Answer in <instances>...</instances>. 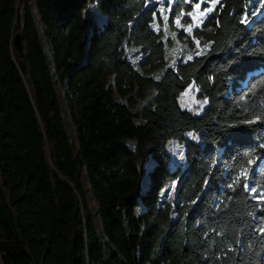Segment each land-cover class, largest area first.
Wrapping results in <instances>:
<instances>
[{
    "label": "trees",
    "instance_id": "obj_1",
    "mask_svg": "<svg viewBox=\"0 0 264 264\" xmlns=\"http://www.w3.org/2000/svg\"><path fill=\"white\" fill-rule=\"evenodd\" d=\"M158 6L0 0V264H264V0H219L170 65Z\"/></svg>",
    "mask_w": 264,
    "mask_h": 264
},
{
    "label": "rangeland",
    "instance_id": "obj_2",
    "mask_svg": "<svg viewBox=\"0 0 264 264\" xmlns=\"http://www.w3.org/2000/svg\"><path fill=\"white\" fill-rule=\"evenodd\" d=\"M32 5L33 9L35 8V0H28ZM159 2V14L160 17L155 23V27L161 32L162 39L165 41L166 53H167V65H170L178 55L183 50H188L189 53L194 55L202 53L203 49L206 47V44L201 42L197 36H195V30L202 28L204 22L208 19L209 15L212 14L219 3V0H185L186 3L191 4L190 10H185L182 8L175 15H172V10L174 3L179 2L180 0H156ZM200 6L197 8L196 5ZM208 9V11H206ZM20 14L22 13V7L19 8ZM263 8L260 10L261 12ZM103 16L95 12V19L97 23H100ZM198 42V43H197ZM45 50L48 56V61L50 62V49L45 44ZM136 50H132L135 52ZM131 52V53H132ZM131 59H138V55L135 57L130 55ZM155 70L149 69L146 74H154ZM109 82H113V77H109ZM57 90L59 89V83H57ZM144 93L152 95L154 89L151 86L144 88ZM136 103L132 106L133 111H137L140 107L146 102V97L144 94L135 96ZM180 100L182 105L187 109H192L196 113L200 114L202 109L206 105V99L199 97L198 89L189 85L186 90L181 94ZM63 121L66 125L67 132L70 136V141L72 143L73 149L77 151V134L76 128L72 121L71 115L66 110V107L63 105L62 113ZM173 158L175 160L182 159L183 147L179 143H174L170 146ZM82 182L88 186V180L85 173L81 174ZM169 200L174 199V189L173 186L169 190Z\"/></svg>",
    "mask_w": 264,
    "mask_h": 264
},
{
    "label": "water",
    "instance_id": "obj_3",
    "mask_svg": "<svg viewBox=\"0 0 264 264\" xmlns=\"http://www.w3.org/2000/svg\"><path fill=\"white\" fill-rule=\"evenodd\" d=\"M20 41H21V36H20V34H16V36H15V44H16V46H19Z\"/></svg>",
    "mask_w": 264,
    "mask_h": 264
},
{
    "label": "snow or ice",
    "instance_id": "obj_4",
    "mask_svg": "<svg viewBox=\"0 0 264 264\" xmlns=\"http://www.w3.org/2000/svg\"><path fill=\"white\" fill-rule=\"evenodd\" d=\"M200 5L199 4H197L196 5V7L198 8ZM206 11H208V9H206ZM198 43V42H197ZM248 186L247 185H245V188H247Z\"/></svg>",
    "mask_w": 264,
    "mask_h": 264
}]
</instances>
